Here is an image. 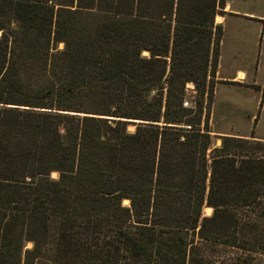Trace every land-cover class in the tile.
Listing matches in <instances>:
<instances>
[{"label": "trees", "instance_id": "trees-1", "mask_svg": "<svg viewBox=\"0 0 264 264\" xmlns=\"http://www.w3.org/2000/svg\"><path fill=\"white\" fill-rule=\"evenodd\" d=\"M224 4L0 0V264L264 254V140L210 148L183 106L207 75L212 100Z\"/></svg>", "mask_w": 264, "mask_h": 264}, {"label": "rangeland", "instance_id": "rangeland-1", "mask_svg": "<svg viewBox=\"0 0 264 264\" xmlns=\"http://www.w3.org/2000/svg\"><path fill=\"white\" fill-rule=\"evenodd\" d=\"M225 2L229 5L225 3L221 13H216L222 16L225 23L221 24L222 31L217 44L218 59L213 76L212 100L208 102L206 93L209 75L202 96L195 90V83L192 81H188L191 82V86L184 88V99L188 104L183 106L192 109L189 116L195 122L194 128H199L200 131L207 129L210 148L220 145L221 137L224 135L243 138L253 135L254 138L264 140V69L257 72V75L252 72L255 54L260 49H263L264 53V41L261 42L264 29V0H225ZM234 8H238L242 13L235 14ZM61 46L62 43H59L58 47ZM142 54L148 55V51L143 50ZM220 54H222L223 68L217 72ZM233 65L237 68H245L249 73L246 72L242 79H231L232 74L224 71L225 69L231 71ZM168 124L189 127L188 124ZM133 129L134 124H128V130ZM52 176H57V173L53 172ZM122 204L128 205V199H123ZM202 212L209 215L212 208L203 205ZM26 246H30V243H26ZM196 250L198 254L209 258L210 264L231 262L264 264V254L253 253L251 259L243 258L247 252L225 245L202 242L196 246ZM237 255L240 258L237 259Z\"/></svg>", "mask_w": 264, "mask_h": 264}, {"label": "crops", "instance_id": "crops-1", "mask_svg": "<svg viewBox=\"0 0 264 264\" xmlns=\"http://www.w3.org/2000/svg\"><path fill=\"white\" fill-rule=\"evenodd\" d=\"M225 3H226V5H229L228 2H225ZM231 11H233V10H231ZM233 12L235 14L242 13L241 11L239 12V9L238 8H236V9L234 8V11ZM216 16H218V17L216 18ZM215 22L220 23V24H222V23L224 24L225 23L223 21L222 16L220 14H216L215 15ZM260 29H262V28H260ZM260 29H258L259 32H260ZM262 41H264V29H263V33L261 35V42ZM257 55L259 57H257ZM263 55H264L263 49L258 50V52L255 54V58L253 59V63H252V72L255 75H257V72H261L262 69H264V59H263ZM222 68H223V64H222V54H220L219 61H218V66H217V72H219L220 70H222ZM224 72L231 73L232 74L231 79H234V78H241L242 79L247 74L246 72H248V71H246L245 68H237L236 66L233 65V68H232L231 71L225 69Z\"/></svg>", "mask_w": 264, "mask_h": 264}, {"label": "water", "instance_id": "water-1", "mask_svg": "<svg viewBox=\"0 0 264 264\" xmlns=\"http://www.w3.org/2000/svg\"><path fill=\"white\" fill-rule=\"evenodd\" d=\"M127 121H130V122H143L145 120H142V119H136V118H127L126 119Z\"/></svg>", "mask_w": 264, "mask_h": 264}, {"label": "built area", "instance_id": "built-area-1", "mask_svg": "<svg viewBox=\"0 0 264 264\" xmlns=\"http://www.w3.org/2000/svg\"><path fill=\"white\" fill-rule=\"evenodd\" d=\"M185 86H191V82H186L185 83ZM183 104L184 105H187L188 104V101L186 99H183Z\"/></svg>", "mask_w": 264, "mask_h": 264}, {"label": "bare ground", "instance_id": "bare-ground-1", "mask_svg": "<svg viewBox=\"0 0 264 264\" xmlns=\"http://www.w3.org/2000/svg\"><path fill=\"white\" fill-rule=\"evenodd\" d=\"M218 16H216V18H217Z\"/></svg>", "mask_w": 264, "mask_h": 264}]
</instances>
